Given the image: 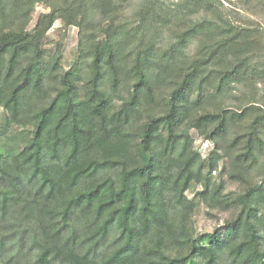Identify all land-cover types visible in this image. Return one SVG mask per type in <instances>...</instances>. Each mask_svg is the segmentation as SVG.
Here are the masks:
<instances>
[{
  "label": "trees",
  "instance_id": "1",
  "mask_svg": "<svg viewBox=\"0 0 264 264\" xmlns=\"http://www.w3.org/2000/svg\"><path fill=\"white\" fill-rule=\"evenodd\" d=\"M223 1L0 0V264H264V0Z\"/></svg>",
  "mask_w": 264,
  "mask_h": 264
},
{
  "label": "rangeland",
  "instance_id": "2",
  "mask_svg": "<svg viewBox=\"0 0 264 264\" xmlns=\"http://www.w3.org/2000/svg\"><path fill=\"white\" fill-rule=\"evenodd\" d=\"M224 5L230 9H236V0H228V1H223ZM239 11L243 12L246 14V16H251L253 19L264 23V18L262 17V15H258L256 17L250 15L248 12H245L243 9H239ZM42 11H46V9L43 6H37L36 7V13L35 16H37L40 12ZM77 33H78V29L77 28H70V30H68V33L66 34V36H64L63 39V47H62V54H63V59H69L71 57V55L73 54L75 45L77 43ZM62 34H65V32L63 31H57V29L52 28L50 29V31L48 32L49 38L51 41L56 40L59 36H61ZM239 94H241L239 92ZM243 96H241L240 98H242ZM196 148L197 151L201 154V156L204 158L208 151L211 148V144L207 141H203L201 139H197L196 140ZM212 172L213 176H216L217 173ZM186 196L188 198H192V193L187 191L186 192ZM207 209V207L205 205H200V207L197 209L195 216H194V222L196 227L199 230H211L212 227L217 224V220L216 217H212L210 215H207L205 213V210ZM222 216V215H221Z\"/></svg>",
  "mask_w": 264,
  "mask_h": 264
}]
</instances>
